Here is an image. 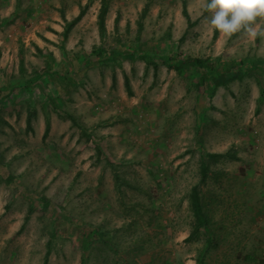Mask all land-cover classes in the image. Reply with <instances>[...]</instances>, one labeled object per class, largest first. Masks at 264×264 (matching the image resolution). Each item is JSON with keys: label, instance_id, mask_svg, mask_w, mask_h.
<instances>
[{"label": "rangeland", "instance_id": "obj_1", "mask_svg": "<svg viewBox=\"0 0 264 264\" xmlns=\"http://www.w3.org/2000/svg\"><path fill=\"white\" fill-rule=\"evenodd\" d=\"M111 3L123 30L97 33L98 60L83 48L97 39L92 18L72 26L70 64L59 32L42 35L52 32L42 17H24L12 39L0 35V85L16 83L0 92V264H264V68L210 95L156 57L218 56L221 69L264 58V37H212L202 0ZM32 34L51 49V67L72 77L67 91L47 76L25 85L44 66ZM112 49L120 59H109ZM80 56L91 61L80 66ZM193 185L207 225L187 239Z\"/></svg>", "mask_w": 264, "mask_h": 264}, {"label": "trees", "instance_id": "obj_2", "mask_svg": "<svg viewBox=\"0 0 264 264\" xmlns=\"http://www.w3.org/2000/svg\"><path fill=\"white\" fill-rule=\"evenodd\" d=\"M108 3L107 0H100V6L97 11L96 15V24L98 27V33L100 36H103L105 34V14L107 11ZM87 8V3L84 4L83 6H80L78 13L70 20H67L64 18V15L62 14V18L64 20V25L63 29L61 32H59V37H60V44L59 47L62 50L63 56L67 57L69 55V52L64 48L63 41L65 40L67 33L69 32L70 28L82 17L84 14L85 10ZM182 14L186 19L187 26H191L193 22L190 20L189 15L187 13V10L185 8V5L182 6ZM7 18H4V21H6ZM114 28H117V22H118V17L115 16L114 18ZM141 23L138 25V32L141 31ZM217 31L213 32L212 37H216ZM258 38V37H257ZM256 38V40H257ZM36 49L37 51L41 54V56L44 58V66L36 72L34 75L29 76L28 78L24 79L25 85H29L31 81H33L36 78H41L43 76H47L50 79H53L51 82L53 83V89H55L57 86H62L63 91L68 90V85L71 82V76H62L58 72V70L55 68L53 69L52 67H56V61L54 58V55L51 51L43 52L41 48H39L37 45ZM120 50V49H118ZM116 50L112 49L109 53L110 60H118L120 59L121 53ZM91 53H93V56L96 57V59H100L105 55V50L102 48H97L96 46H93L91 48ZM108 53V55H109ZM18 56H19V66H23V54L22 50H18ZM83 57V56H82ZM81 57V60L78 64L80 66H84L87 64V62H90L88 57L84 56L83 58ZM159 63L167 66L168 68L173 69L177 73H188L190 75H193L196 77V82L195 86L198 89H202L207 91L210 95L214 92V90L218 86H223L226 85L227 83L233 81V80H239L241 79L244 75H246L248 72V69L251 68H264V58L261 57H252V58H243L239 60H232L230 64L226 63L224 66L221 67V58L216 56L214 58H209V57H194V56H188V55H183L180 51H176L175 54L173 55H156ZM52 65V67H51ZM81 68V67H80ZM115 77L112 75V82H114ZM123 85L124 88L127 92L128 95L132 94L130 85H129V80L128 77L125 75L123 77ZM16 87V83L14 82H6L2 85H0V92L4 91L3 95H10L12 94V89ZM6 91V94H5ZM261 97L263 99L264 97V90H261ZM2 103H0V119L3 120L1 116V110H2ZM7 124V122H5ZM26 127H30V118L29 115L26 117ZM49 129V119L46 117L45 119V125H44V131H43V136L47 133ZM209 157H214V156H225L227 154L225 153H213V152H208L207 154ZM233 157V155L229 156ZM208 170V165L206 161H202L200 163V172H201V179H204L206 177V173ZM188 204L189 208L193 214L194 218V223L192 226V229L190 233L187 236V239H192L195 236L198 235V232L201 229H204L205 226L207 225V215L205 211L203 210L202 203L200 200V194L197 186L193 185L190 189V192L188 194ZM27 215L25 216L26 219ZM206 241L209 242V239Z\"/></svg>", "mask_w": 264, "mask_h": 264}, {"label": "crops", "instance_id": "obj_3", "mask_svg": "<svg viewBox=\"0 0 264 264\" xmlns=\"http://www.w3.org/2000/svg\"><path fill=\"white\" fill-rule=\"evenodd\" d=\"M76 1V0H75ZM79 1V0H78ZM112 0H109L107 11L105 14V29L106 33L110 34L114 32V16L116 14L115 8ZM191 1V0H188ZM58 2V4H56ZM73 0H0V35H2V39L5 38H13L14 33H21L22 29L19 27L21 20H24V17L27 18H37L42 17L40 21H46L47 23L50 22V27L52 32L47 30H42V35L45 37H52L53 32H61L63 27L61 24L64 25L63 18L60 17V12L64 15V18L69 20L70 17L75 16L78 11L79 7L77 4L73 3ZM88 4L87 8L82 15V17L77 21L78 25L85 23L88 19H93L92 23L94 28L92 31L96 32V37L98 33V27L96 24V15L98 8L100 6V0H82L79 4L83 6L84 4ZM79 5V6H80ZM94 12V13H93ZM60 17V18H59ZM4 18H7L4 21ZM59 21V23H55ZM91 21V20H90ZM76 24V23H75ZM120 25V24H119ZM39 26V25H38ZM37 27V26H36ZM76 28L71 27L65 40L63 41L64 48L71 49L73 46V31ZM123 30L122 26H117V30ZM36 31V30H35ZM38 31V30H37ZM85 32V30H83ZM54 33V34H56ZM57 36V35H56ZM30 39L39 47V36L38 35H29ZM83 39H87L86 36H82ZM90 44L84 45L83 48H92L93 44L100 43V37H97L94 43L89 42ZM51 51V49H49ZM81 57V56H80ZM83 58V57H82ZM80 59V58H79ZM66 62L69 64L72 62L70 58L66 57ZM9 123V122H8Z\"/></svg>", "mask_w": 264, "mask_h": 264}, {"label": "clouds", "instance_id": "obj_4", "mask_svg": "<svg viewBox=\"0 0 264 264\" xmlns=\"http://www.w3.org/2000/svg\"><path fill=\"white\" fill-rule=\"evenodd\" d=\"M210 13L209 30L230 38L244 33L249 39L264 37V0H202Z\"/></svg>", "mask_w": 264, "mask_h": 264}]
</instances>
